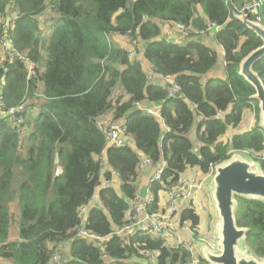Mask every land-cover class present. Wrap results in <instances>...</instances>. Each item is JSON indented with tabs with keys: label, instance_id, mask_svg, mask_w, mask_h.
I'll list each match as a JSON object with an SVG mask.
<instances>
[{
	"label": "trees",
	"instance_id": "obj_1",
	"mask_svg": "<svg viewBox=\"0 0 264 264\" xmlns=\"http://www.w3.org/2000/svg\"><path fill=\"white\" fill-rule=\"evenodd\" d=\"M244 1L0 0V98L5 106L0 112V264H48L54 251L65 256V264L191 261V252L184 245L174 248L172 238L116 232L130 217L125 201L140 194L139 156L154 163L153 172L165 163L160 179L150 184L152 212L162 207L163 190L176 186L187 169L205 177L240 154L264 174L259 102L239 75L242 60L262 45L238 20ZM259 1V21L251 15L249 20L264 26V0ZM3 18L12 19L10 28ZM207 22L222 26L213 38L225 53L218 77H209L218 53L192 31L204 30ZM164 23L183 25L185 42H166ZM124 34L137 38L142 60L129 59L114 43L115 35ZM7 40L11 50L2 52ZM142 62L172 77L182 93L168 98L160 86L148 84ZM253 69L264 84V58ZM116 88L122 94L115 97ZM135 104L154 108L159 119ZM20 105L22 110L10 118L7 110ZM248 111L252 129L228 137ZM218 113L223 118L215 120ZM109 114L125 129V148L106 147L97 128V120ZM199 115L203 121L197 123ZM101 157L107 168L103 173ZM58 168L61 173L55 176ZM102 180L110 181V188L103 189ZM92 197L100 203L88 208L83 220L79 211ZM190 200L176 214L196 230L197 200ZM235 200L236 224L248 228L245 246L264 258V204ZM80 227L106 239L88 244L77 238ZM146 253L156 255L154 263Z\"/></svg>",
	"mask_w": 264,
	"mask_h": 264
},
{
	"label": "built area",
	"instance_id": "obj_2",
	"mask_svg": "<svg viewBox=\"0 0 264 264\" xmlns=\"http://www.w3.org/2000/svg\"><path fill=\"white\" fill-rule=\"evenodd\" d=\"M230 1V0H229ZM260 1L257 0H249L245 6H243L239 10V15L248 14L249 16L256 17V21H259L258 17V9L260 8ZM258 23V22H256ZM4 25L6 28H10L12 26V19L7 18L4 20ZM175 28V32L178 33L182 37L188 36V30L181 24H172ZM222 26L215 25L214 23L207 22L204 30H192L199 37H207L209 34L214 35L220 31ZM119 40L121 41L126 39V49L129 59L137 58L142 60V53L138 46L137 38H131L129 35H117ZM164 40L166 42H173L170 37L166 34H163ZM2 51L11 50L10 43L7 41H2L1 43ZM220 55L224 58L225 53L222 48L219 49ZM24 57L21 56L19 60L24 61ZM143 63V71L145 73L146 82L153 86H160L166 93L168 98H174L177 95L182 93L181 87L175 83L172 77H164L152 69V66L147 62ZM224 65V62H223ZM34 67V64H30L28 69L30 71ZM159 82H165L164 84H160ZM135 107L150 116L159 119V114L157 110L154 108H150L147 106H143L142 104H135ZM23 107L18 106L17 110H22ZM194 109H197V106L194 105ZM16 109H11L9 111V115L12 116ZM3 111V103L0 98V112ZM215 120H220L223 118V113H218L215 117ZM203 117L201 115L196 117V122H202ZM20 121H17V125ZM162 127L165 131H168V128L161 121ZM102 135L105 139L106 147H115V148H123L126 146L124 141L122 140L125 137V130L122 125L118 123H113L109 121H100L98 124ZM101 172L107 171L106 163L104 161V157L98 158ZM137 170L140 175L147 174L148 175V183L145 187L143 193L139 194L136 199L130 200L128 199L125 203L129 207L130 217L128 222L123 225L119 231L116 232L117 235H136L137 233H150L156 237H162L165 235H176L178 231H181L185 234H190L188 227H183L180 225L179 220L177 219V207L181 205L184 200L194 199L197 200L198 193H200L204 183L209 179L210 175L214 174V169L211 170V174H208L204 177L203 180L199 181V183H191L189 180H186L180 177L179 182L169 191L163 190L162 194L166 193L168 198L166 199V203L164 206L160 207L157 212H152L149 210V207L153 204V197L150 192V184L154 181L160 179L161 174L163 173L165 163L161 162L160 167L156 171H152V167H154V163H152L147 157L143 156L139 159V163L137 165ZM61 173V169L58 168L56 170L55 176ZM112 177H116V173L112 172ZM101 185L103 189L110 188L111 182L102 180ZM97 203H100V199L96 197H92L86 206L82 207L79 211L80 217L84 220L88 208L95 206ZM77 238H82L88 241L90 244H101L103 242V238L97 237L89 233L86 229L78 228L77 229ZM88 243V244H89ZM184 247L191 252L192 258L187 264H200V260L193 255L191 251L192 241L187 239H183ZM151 254L146 253L145 257H150ZM65 256L63 254H59V252L54 251L51 255L50 261L48 264H65Z\"/></svg>",
	"mask_w": 264,
	"mask_h": 264
},
{
	"label": "water",
	"instance_id": "obj_3",
	"mask_svg": "<svg viewBox=\"0 0 264 264\" xmlns=\"http://www.w3.org/2000/svg\"><path fill=\"white\" fill-rule=\"evenodd\" d=\"M238 20L252 31L262 45L250 52L239 65V75L249 83L259 102L261 127L264 129V84L254 71V65L264 58V26L249 20L248 14L238 16ZM211 198L219 220L214 254L207 247L199 245V252L207 264H264V258L252 255L242 248L241 242L248 232L239 228L235 220V198L256 200L264 204V174L251 160L233 156L229 161L214 168L211 179Z\"/></svg>",
	"mask_w": 264,
	"mask_h": 264
},
{
	"label": "crops",
	"instance_id": "obj_4",
	"mask_svg": "<svg viewBox=\"0 0 264 264\" xmlns=\"http://www.w3.org/2000/svg\"><path fill=\"white\" fill-rule=\"evenodd\" d=\"M247 2H249V0H245L244 1V5L245 6L247 4ZM242 6V7H243ZM241 7V8H242ZM240 8V9H241ZM239 9V10H240ZM156 22H161L159 21L158 19H155ZM161 34H166L168 37H170L172 39V41L174 43H177V44H183L185 42L186 39H184L182 36H180L178 33L175 32V28L172 26V24H162L161 26ZM203 38V42L205 44H207L208 46L211 47L212 50H215L216 53H218V64H217V67L209 74V77L210 76H214V77H218L220 75H222V68H223V58L222 56L220 55V52H219V47L216 45L214 39L212 36H207V37H202ZM113 41L115 44L117 45H120L121 44V41L119 40V38L115 35L114 38H113ZM160 84H164L165 82H159ZM244 119V117H243ZM242 125V124H241ZM249 129V128H247ZM228 133V132H227ZM236 133V132H233V134ZM193 134V133H192ZM232 135V134H231ZM231 135L227 136L230 137ZM227 137V138H228ZM194 139V138H193ZM126 141H128L129 145H133V141L130 140V139H126ZM199 180H197V182L201 181L204 179V176H201V174L199 173ZM147 183H148V175L147 174H143L140 178V188H139V193H143V191L145 190V187L147 186ZM207 184H205V187H206ZM204 187V185H203ZM166 193L163 194V196L165 197ZM160 197H162L160 195ZM163 199V198H162ZM206 199V197H205ZM205 199H204V202H205ZM162 206V204H161ZM200 210V209H199ZM203 213H200V214H197L199 217H200V223H199V226L196 230H193L197 237L198 238H209V237H212L214 235L213 238L216 239V235H217V226H218V223H219V220L215 214V216H210L209 214L208 215H202ZM211 234V236L209 237H205L206 234ZM183 239L187 240H191V237L187 234H185V236L183 237ZM192 243H194V241H192ZM199 245H197L198 247ZM198 252H199V249H197ZM196 251H195V255H196ZM199 255L201 256L200 252H199Z\"/></svg>",
	"mask_w": 264,
	"mask_h": 264
},
{
	"label": "rangeland",
	"instance_id": "obj_5",
	"mask_svg": "<svg viewBox=\"0 0 264 264\" xmlns=\"http://www.w3.org/2000/svg\"><path fill=\"white\" fill-rule=\"evenodd\" d=\"M9 13L10 12H8L7 14H9ZM4 19L5 18H3L2 21H4ZM119 46L122 49L125 50L126 49V39H124V40L121 39V44ZM121 94H122V90L120 88H116L114 93H113V96L116 97V96H119ZM253 125H254L253 115H252V113L250 111H248L244 115V119L242 121V125L236 130H233V128H230L228 130V133H226V135L227 134H228V136L231 135V134L233 135V132L238 133V132H240L242 130H245L247 128L252 129ZM234 156H239L241 158H245V157H243L240 154H236ZM262 156H264V152H263ZM198 174H199V172L195 168L187 169L184 173L181 174V177L186 179V180H189L191 183H197V180H199V175ZM205 184H207L206 187H205ZM211 184H212V181H210L208 183L207 182L204 183V187H202V189L200 191L202 193H200L197 196V201L195 203H193V208H194L196 214L203 213L202 215H208L209 214L210 216H213V215L215 216L216 212H215V208H214V205H213V202H212V198H211ZM205 197H206V199H205ZM167 198H168V196H166V195H165V197H163L162 206H164V204L166 203V199ZM204 199H205V202H204ZM209 235H211V234L208 233V234L205 235V237H209ZM183 237H184V233L181 232V231H178L176 235L169 237V238H172V246L174 248L182 247L183 246ZM215 242H216V240H215ZM196 246H194V245L191 246V248H192L191 251L192 252H194L195 250L199 249V247H196ZM155 257H156V255L154 254L152 259H155ZM147 259L150 260L152 263H154L151 258H147ZM135 261L137 263H139V264H144V262H145L142 259H137Z\"/></svg>",
	"mask_w": 264,
	"mask_h": 264
},
{
	"label": "clouds",
	"instance_id": "obj_6",
	"mask_svg": "<svg viewBox=\"0 0 264 264\" xmlns=\"http://www.w3.org/2000/svg\"><path fill=\"white\" fill-rule=\"evenodd\" d=\"M135 106V105H134ZM17 108L18 107H16V108H11V109H16L15 111H14V113L12 114V116L11 115H8V116H10V118H12L13 116H14V114H16V113H19L21 110H17ZM4 109H5V106H4V104H3V111H4ZM11 109H9V110H7V112H8V114H9V111L11 110ZM3 111H1V113L3 112ZM15 119V118H14ZM100 121H109V122H113V123H118L119 125H122V123L120 122V120L119 121H114L113 120V116L112 115H106V116H104V117H102V118H99L98 120H97V128L100 130V128H99V126H98V124H99V122ZM13 123H14V121H13ZM15 125H17V121L14 123ZM19 124H21V123H19ZM18 124V125H19ZM123 127V126H122ZM124 128V127H123ZM125 130V129H124ZM100 132H101V130H100ZM102 133V132H101ZM125 134H126V132H125ZM126 136V135H125ZM129 139V138H128ZM131 140V139H130ZM126 146H128L127 144H126ZM125 146V147H126ZM125 147H123V148H125ZM141 157H143V156H139V159L141 158ZM233 157V156H232ZM208 181V180H207ZM206 181V182H207ZM161 196H163V194L161 193L160 194ZM160 195H159V197H160ZM194 201V199H191L190 201ZM162 202H163V199H162ZM179 220V222H180V225L181 226H183V227H188L189 228V231H190V234L188 233L187 235H189L191 238H192V240H195L194 241V243L193 244H196V242H201V241H199V239L200 238H198L197 237V235L195 234V232L192 230V228L189 226V224H186V223H182L181 222V220L180 219H178ZM128 222V221H127ZM137 234H142V233H137ZM136 234V235H137ZM122 236V235H121ZM123 236H133V235H123ZM171 236H174V235H172V234H170V235H165V236H162V237H164V238H166V239H168L169 237H171ZM196 236V237H195ZM106 238H103V242H104V240H105ZM102 242V243H103ZM101 243V244H102ZM101 244H98V245H101ZM176 249H178V248H176ZM152 257V255L150 256V257H146V258H151ZM202 259H203V257H202Z\"/></svg>",
	"mask_w": 264,
	"mask_h": 264
},
{
	"label": "flooded vegetation",
	"instance_id": "obj_7",
	"mask_svg": "<svg viewBox=\"0 0 264 264\" xmlns=\"http://www.w3.org/2000/svg\"><path fill=\"white\" fill-rule=\"evenodd\" d=\"M239 228H245V227H239ZM245 229L248 230V228H245ZM247 233H246V235H247ZM246 235H245V239L241 242V246H242V248L248 249V247L245 246ZM209 236H211V235H209ZM213 237H214V235L212 237H209V238H203V237L201 238L200 237L199 241H201V242H196V245H203V246L207 247L212 253L215 254L218 250V245L215 242L216 239ZM193 245L196 246L195 244L192 243V246ZM195 251L197 252L196 255H195ZM195 251L193 252V255L196 256V258H198L200 260V264H207L205 262V260L202 259V257L199 255L198 250H195ZM248 251H249V249H248Z\"/></svg>",
	"mask_w": 264,
	"mask_h": 264
}]
</instances>
